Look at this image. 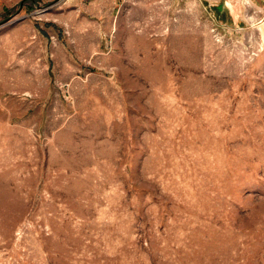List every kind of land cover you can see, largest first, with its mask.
I'll return each instance as SVG.
<instances>
[{
	"label": "rangeland",
	"instance_id": "rangeland-1",
	"mask_svg": "<svg viewBox=\"0 0 264 264\" xmlns=\"http://www.w3.org/2000/svg\"><path fill=\"white\" fill-rule=\"evenodd\" d=\"M211 2L0 17V264H264L261 17Z\"/></svg>",
	"mask_w": 264,
	"mask_h": 264
},
{
	"label": "crops",
	"instance_id": "crops-1",
	"mask_svg": "<svg viewBox=\"0 0 264 264\" xmlns=\"http://www.w3.org/2000/svg\"><path fill=\"white\" fill-rule=\"evenodd\" d=\"M24 0H0V17L9 14L18 6H22ZM212 10L219 16L234 17L239 21L244 16L247 8L258 12L261 18L253 21L252 27L260 30L264 42V0H211ZM244 18V17H243Z\"/></svg>",
	"mask_w": 264,
	"mask_h": 264
}]
</instances>
